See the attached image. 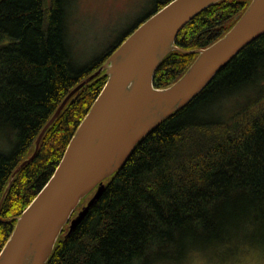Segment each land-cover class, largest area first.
Masks as SVG:
<instances>
[{"label":"trees","instance_id":"obj_1","mask_svg":"<svg viewBox=\"0 0 264 264\" xmlns=\"http://www.w3.org/2000/svg\"><path fill=\"white\" fill-rule=\"evenodd\" d=\"M250 2L208 6L179 32L176 46L208 47ZM70 4L0 0V200L66 96L146 20L104 55L78 66L69 43ZM197 55L171 51L156 70L154 86L173 84ZM107 79L104 70L68 100L37 153L15 175L0 207V251L53 175ZM104 184L80 223L72 229L65 225L46 264L182 263L194 252L229 257L241 247L264 244V34L151 130ZM95 192L81 200L72 217ZM253 235L258 242L248 239Z\"/></svg>","mask_w":264,"mask_h":264},{"label":"water","instance_id":"obj_2","mask_svg":"<svg viewBox=\"0 0 264 264\" xmlns=\"http://www.w3.org/2000/svg\"><path fill=\"white\" fill-rule=\"evenodd\" d=\"M223 0H171L142 22L106 62L66 96L42 129V137L68 100L105 70L107 82L79 124L53 175L28 207L0 251V264H46L69 222L75 227L105 188L104 180L128 160L136 145L166 117L197 96L247 44L264 34V0H251L233 27L205 48L183 50L176 38L208 6ZM173 50L197 53L186 72L164 88L154 86L156 70ZM97 189L72 217L81 200Z\"/></svg>","mask_w":264,"mask_h":264},{"label":"rangeland","instance_id":"obj_3","mask_svg":"<svg viewBox=\"0 0 264 264\" xmlns=\"http://www.w3.org/2000/svg\"><path fill=\"white\" fill-rule=\"evenodd\" d=\"M162 1L165 0H71L68 33L76 65L104 55ZM248 239L258 242L254 235ZM258 243L236 249L229 257L194 252L182 263L161 264H264V244Z\"/></svg>","mask_w":264,"mask_h":264},{"label":"flooded vegetation","instance_id":"obj_4","mask_svg":"<svg viewBox=\"0 0 264 264\" xmlns=\"http://www.w3.org/2000/svg\"><path fill=\"white\" fill-rule=\"evenodd\" d=\"M147 19V18H146Z\"/></svg>","mask_w":264,"mask_h":264}]
</instances>
